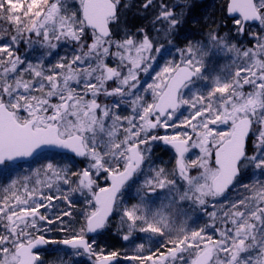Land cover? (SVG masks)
<instances>
[{"label": "snow or ice", "instance_id": "snow-or-ice-1", "mask_svg": "<svg viewBox=\"0 0 264 264\" xmlns=\"http://www.w3.org/2000/svg\"><path fill=\"white\" fill-rule=\"evenodd\" d=\"M189 6L160 0L155 31L170 37ZM125 7L0 0V264H264V31L252 47L217 31L165 47L127 29ZM226 8L237 34L264 28V0ZM157 141L175 152L170 172L151 161ZM112 219L154 246L106 252L97 234Z\"/></svg>", "mask_w": 264, "mask_h": 264}, {"label": "rangeland", "instance_id": "rangeland-1", "mask_svg": "<svg viewBox=\"0 0 264 264\" xmlns=\"http://www.w3.org/2000/svg\"><path fill=\"white\" fill-rule=\"evenodd\" d=\"M153 1H159L160 0H153ZM176 0H165L166 3H170ZM224 1L226 0H195L193 3H191L190 7H188L185 10V14L183 17V22L179 26L178 30L172 34L170 37L165 36L163 33V30L161 28V31L157 33L153 27V21L159 11L157 6L149 7L148 9H143V2L144 0H125L124 3L127 5V7L121 9V18H122V24L126 26L129 30L132 28H129L128 26H140L136 27L135 29H132L135 31L137 28H144L148 29L150 34L154 36L156 39H158L161 43L165 44V47H174V48H180L177 44L178 41L182 38L179 36L182 31L185 29V26L187 28L189 22L190 25L195 26L194 30V39L193 41H206L207 34L209 31H217L221 35H227V38L230 39L233 43H236L238 46L243 47H252L253 45V37L251 33H261L264 31V28H262L260 25L258 26H248L246 29V32L244 36H241L240 34H237L235 31V24L234 21H228L226 14H225V4ZM174 4V3H170ZM131 13H130V11ZM189 21V22H187ZM157 28H160V24L157 22L156 24ZM152 31V32H151ZM179 37V38H178ZM184 38L185 35L183 36ZM171 39V45L167 43V41ZM188 42V41H187ZM21 55H26L28 59L35 62L39 56L40 51L37 49H31V50H25L24 45H21ZM175 55V53H174ZM212 63L210 65L211 68L215 69L216 71H220V69L223 67L224 60L223 58H209ZM172 129H158L159 135L164 134H171ZM198 154L197 149H192L188 154V158H195V156ZM175 152L173 149H168L166 145H163L162 142L157 141L153 142L152 152H151V161L154 162L157 166L164 167L166 171H171L175 168ZM38 166V165H37ZM70 167L73 168V170L78 168L85 167L84 163L78 162L75 159L71 161ZM98 183L100 186H106V182L104 180H99ZM74 201H76V206L72 208L73 216L76 218V220L80 219V212L85 208V204L82 201L81 198H79L78 195H74L72 197ZM125 199L129 200L130 203H135V199H131L128 194L125 195ZM56 204L60 205V201H56ZM60 210H67L66 206L61 205ZM57 209H52V214L57 213ZM211 211V209H209ZM194 218H199L200 223L203 224L205 221L208 220V217L206 215L202 214H194ZM65 219H68L65 217ZM119 220L115 219L113 224L111 225V229L113 233L117 234L120 233L118 237V244H115L113 241L108 240L106 243H100L99 238L96 240V244L99 247L106 248L110 251H118L121 253H132L134 251V245L133 241H136V243H144L145 248L147 249L150 245L154 246L153 242L148 241L146 238L143 240H136L137 236H145L146 234H139L134 233L133 237L129 241H124L122 239V229L118 227ZM54 227V225H53ZM53 237H59L63 234L52 232L50 233ZM117 246V247H116ZM54 246H49V248H52ZM113 248V249H112ZM51 259L55 260L58 259V257H51ZM82 261H85L86 258H79Z\"/></svg>", "mask_w": 264, "mask_h": 264}, {"label": "trees", "instance_id": "trees-1", "mask_svg": "<svg viewBox=\"0 0 264 264\" xmlns=\"http://www.w3.org/2000/svg\"><path fill=\"white\" fill-rule=\"evenodd\" d=\"M124 1L125 0H121V4L122 5H125V3H124ZM159 1H154V4H153V6H157L159 3H158ZM224 4H226V2H224ZM144 9V8H143ZM130 11V10H129ZM130 13H131V11H130ZM129 28H132V29H135L136 27H140V26H136V27H134V26H128ZM128 29V28H127ZM132 29H130L131 31H133ZM113 224V222L112 223H110L109 225H108V227L98 236V238H99V242L100 243H103L105 240V242L104 243H106V242H108V240H110V241H113L115 244H118V237H119V235H120V233H117V234H115V233H113V231H112V229H111V225ZM117 247V246H116ZM106 252H108L109 250H107L106 248H103ZM113 249V248H112Z\"/></svg>", "mask_w": 264, "mask_h": 264}, {"label": "flooded vegetation", "instance_id": "flooded-vegetation-1", "mask_svg": "<svg viewBox=\"0 0 264 264\" xmlns=\"http://www.w3.org/2000/svg\"><path fill=\"white\" fill-rule=\"evenodd\" d=\"M195 0H190V5H191V3H193ZM145 2H146V0H145ZM225 2V1H224ZM170 3H176L175 1H171ZM169 3V4H170ZM227 3H228V0H226V4H225V7H226V5H227ZM224 4V3H223ZM190 7V6H189ZM150 8H151V6H150ZM225 14H226V17H227V8H225ZM228 20V19H227ZM229 22H230V20H228ZM234 21V20H233ZM187 22H189V21H187ZM148 30V29H147ZM194 30H195V26H192V25H190V22H189V24H188V26H187V28H186V26H185V29L182 31V33L179 35V36H181L182 38L178 41V46L179 47H183L186 43H187V41H189V40H192L193 41V39H194ZM152 32V31H151ZM244 34H245V32H244ZM185 35V37L186 38H184L183 36ZM179 38V37H178ZM162 144H163V142H162ZM163 145H165V144H163ZM167 146V145H166ZM168 147V146H167ZM168 149H170L171 150V148L170 147H168ZM101 233H98L97 234V238H98V236L100 235ZM49 247V246H48ZM81 258H83L84 259V257H81Z\"/></svg>", "mask_w": 264, "mask_h": 264}, {"label": "water", "instance_id": "water-1", "mask_svg": "<svg viewBox=\"0 0 264 264\" xmlns=\"http://www.w3.org/2000/svg\"><path fill=\"white\" fill-rule=\"evenodd\" d=\"M228 16L230 17V18H233L231 15H229L228 14ZM249 24H258V22H249ZM76 159H80V158H76Z\"/></svg>", "mask_w": 264, "mask_h": 264}]
</instances>
